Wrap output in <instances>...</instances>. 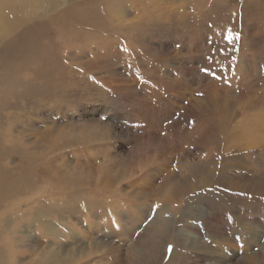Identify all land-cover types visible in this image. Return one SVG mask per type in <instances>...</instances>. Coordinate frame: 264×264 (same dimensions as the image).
<instances>
[{"label": "rangeland", "instance_id": "rangeland-1", "mask_svg": "<svg viewBox=\"0 0 264 264\" xmlns=\"http://www.w3.org/2000/svg\"><path fill=\"white\" fill-rule=\"evenodd\" d=\"M13 1L0 264H264V0Z\"/></svg>", "mask_w": 264, "mask_h": 264}, {"label": "bare ground", "instance_id": "bare-ground-1", "mask_svg": "<svg viewBox=\"0 0 264 264\" xmlns=\"http://www.w3.org/2000/svg\"><path fill=\"white\" fill-rule=\"evenodd\" d=\"M53 1V0H52ZM17 2V4H19V2L20 1H13V0H0V8L2 9H0V52L2 51L4 54H6L5 52L7 51V52H10L9 54L10 55H8L7 56V60H9V58H10V56H11V51H10V48H12L11 46H10V41L11 40H13V37L16 39V38H19V37H17V36H15L14 35V32H16V29L19 27V24H16V22H15V20H16V17H15V14H14V10H13V14H12V7L14 8V4ZM33 2H35L34 0H22V3H24L25 4V6L26 5H28V4H33ZM21 3V2H20ZM53 3V2H52ZM52 3H50V1H49V8H53V7H55V5H53ZM4 4H7V6H5V9H4ZM21 5V4H20ZM42 6V5H41ZM48 6V5H47ZM23 8H24V6H23ZM15 19V20H14ZM18 23V22H17ZM26 32V30H24L23 32H21L20 33V36L22 35L24 38L27 36V33H25ZM5 38H8L7 40H5ZM4 44V45H3ZM14 44V43H13ZM24 47H26L25 49H28L27 48V46L24 44ZM14 49V48H13ZM16 49V48H15ZM17 51H19V50H17ZM13 52H14V50H13ZM16 56H18V57H21V58H23V54L21 55V54H17ZM38 56V55H37ZM0 58H2V57H0ZM60 59V58H59ZM20 60V59H19ZM58 60V59H57ZM43 62H44V60H43ZM29 67V66H28ZM53 67V66H52ZM6 72H4V73H2V75H1V77L5 80L6 79ZM59 78H60V76H59ZM57 78H55V76H53V79H48L49 81H55V82H57V80H56ZM60 80V79H59ZM1 83V85L3 86V84H2V82H0ZM58 85V84H57ZM48 89V88H47ZM52 89V88H51ZM59 89V88H58ZM45 93V92H44ZM1 170V169H0ZM1 172H2V170H1ZM7 176H6V174H5V172H4V174H3V172H2V175L0 176V180H2V179H4V178H6ZM63 179V178H62ZM0 187H1V185H0ZM73 196H70V195H68L59 205H58V209L57 210H53V211H55V212H61L62 210L60 209V208H62V206H65V205H70V204H72V201H73V198H72ZM75 197V196H74ZM75 201V200H74ZM87 201H88V199H87ZM94 203H96L95 201H94ZM89 204H90V202H89ZM104 204V203H103ZM105 205V204H104ZM167 205H169V204H167ZM73 206V205H72ZM66 207V206H65ZM71 207V206H70ZM47 211H49L48 209H47ZM46 213V212H45ZM49 214H51L50 212H49ZM48 213H46V217L47 218H49V215ZM51 216V215H50ZM54 217H51L50 219H53ZM35 220V219H34ZM48 220V222L49 221H51V222H54L55 220H57V219H55L54 218V220H49V219H47ZM62 220V219H61ZM34 223H39V220H37V221H34ZM50 223V222H49ZM35 224V225H36ZM29 227V226H28ZM56 257H59L58 255H57V253H53V254H51V256H50V259H49V261L50 260H55V258ZM0 260H1V257H0ZM74 260V259H73ZM49 261L47 260L46 262H47V264H49Z\"/></svg>", "mask_w": 264, "mask_h": 264}, {"label": "snow or ice", "instance_id": "snow-or-ice-1", "mask_svg": "<svg viewBox=\"0 0 264 264\" xmlns=\"http://www.w3.org/2000/svg\"><path fill=\"white\" fill-rule=\"evenodd\" d=\"M238 35V34H237ZM231 37V33L229 34V38ZM209 60H211V56L207 57ZM204 71H208V69H204ZM158 207V206H157ZM171 245H169V252L171 251Z\"/></svg>", "mask_w": 264, "mask_h": 264}]
</instances>
